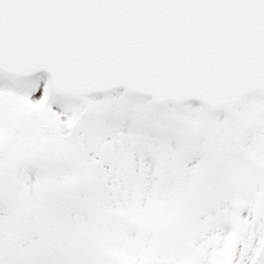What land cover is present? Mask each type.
Listing matches in <instances>:
<instances>
[{"label":"snow or ice","instance_id":"6c2138e0","mask_svg":"<svg viewBox=\"0 0 264 264\" xmlns=\"http://www.w3.org/2000/svg\"><path fill=\"white\" fill-rule=\"evenodd\" d=\"M0 264H264V0H0Z\"/></svg>","mask_w":264,"mask_h":264}]
</instances>
